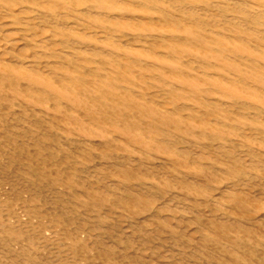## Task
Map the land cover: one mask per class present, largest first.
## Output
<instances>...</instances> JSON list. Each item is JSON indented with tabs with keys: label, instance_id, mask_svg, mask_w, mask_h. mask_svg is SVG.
I'll use <instances>...</instances> for the list:
<instances>
[{
	"label": "bare ground",
	"instance_id": "obj_1",
	"mask_svg": "<svg viewBox=\"0 0 264 264\" xmlns=\"http://www.w3.org/2000/svg\"><path fill=\"white\" fill-rule=\"evenodd\" d=\"M0 264H264V0H0Z\"/></svg>",
	"mask_w": 264,
	"mask_h": 264
}]
</instances>
